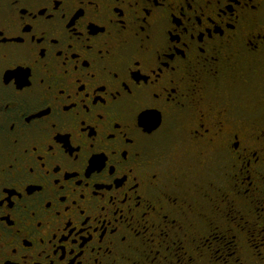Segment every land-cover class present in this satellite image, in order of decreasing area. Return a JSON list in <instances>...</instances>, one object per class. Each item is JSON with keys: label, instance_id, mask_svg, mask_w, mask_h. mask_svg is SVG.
<instances>
[{"label": "flooded vegetation", "instance_id": "1", "mask_svg": "<svg viewBox=\"0 0 264 264\" xmlns=\"http://www.w3.org/2000/svg\"><path fill=\"white\" fill-rule=\"evenodd\" d=\"M0 264H264V0H0Z\"/></svg>", "mask_w": 264, "mask_h": 264}]
</instances>
